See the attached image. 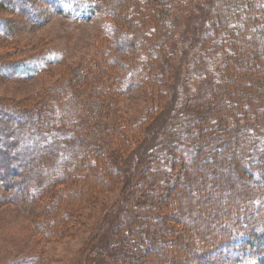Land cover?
<instances>
[{
	"label": "trees",
	"instance_id": "1",
	"mask_svg": "<svg viewBox=\"0 0 264 264\" xmlns=\"http://www.w3.org/2000/svg\"><path fill=\"white\" fill-rule=\"evenodd\" d=\"M60 2L55 4L59 5ZM114 2H117L119 10L110 7ZM141 2L146 5L143 4L140 10L143 13L138 15L141 19L135 21L134 26L131 19L134 17L132 12L137 8V0H97L90 8L93 13H111V17L115 15V23L109 24L107 28L113 39H116L122 25L132 26L128 32L122 30L127 39L118 40L124 52L132 56L127 63H122L130 66L128 76L137 77L142 71L149 74L152 68L158 67V71H152V79L158 80V87H162L158 93L161 91L165 99V92L169 94L170 86L175 91L180 81L175 79L168 84L162 76L169 66L168 59L178 52L173 44L174 34L183 24L185 27L192 21L195 29L184 45L185 52L195 47L201 52L198 60L201 71H206V61L212 55L218 56L219 61L214 72L216 75L207 76L210 81L201 84L198 97L188 95L178 108L176 92L171 95L169 101L173 107L184 111L194 120L193 127H186L181 133L186 144L179 142L177 145H182V148L176 151L171 145L172 136L166 138L168 143L158 141L165 122L156 121V137L146 139L138 149L140 165L136 176L141 179L147 177L146 161L149 157H152L151 171L154 176L153 182L151 179L146 184L144 192L133 195L128 216H132L133 221L137 216L138 222L134 224L133 221H127L126 224L115 217L108 229L106 246H101L98 252L108 250V244L114 242L121 227H124L127 233L122 239V246L116 250L111 248L108 252L119 255V250L124 251H121L125 253L123 257L126 259L123 261L127 264H184V260L181 261L182 252H188L194 264H264V0ZM161 12L168 14L167 20L160 15ZM148 21L152 25L147 29L145 22ZM206 25H211L210 33L209 29H205ZM137 27L146 29L139 31ZM125 40L131 41L126 44ZM208 40L210 44L206 43ZM138 49L145 54L137 56ZM152 50L153 55L150 54ZM157 55L163 59L160 64L154 60ZM36 58L30 53L21 61L32 63L38 60ZM142 59H146L145 67L140 65ZM65 85L69 89L63 86L67 90H61L59 84H53L49 92L36 101L31 111L19 106L14 112L7 108V103L0 102V181L4 188L14 186L18 191L15 194L20 199L27 192L33 198L44 191H51L55 195V202L60 199L54 212L57 209L61 211L66 202L63 197L68 196L63 187L56 189V186H69L78 174L86 172L84 168L88 175L97 180L104 179L109 172L124 174L123 165L120 169L116 161L120 154L117 152L122 150L125 143L126 133L144 123H147L144 132L150 129L151 124L153 127V122L167 102H163L162 108L156 109L154 118L148 112L138 120L128 116L111 117L102 104L86 99L85 89L73 90L70 81ZM135 86V82L131 84L130 81L122 84L125 88ZM94 88L97 89L94 92L100 95L102 91L104 95L110 91L102 84ZM58 94L69 96V100L74 99L77 108L73 118L67 116L55 119L48 115L50 111L46 108L56 100ZM114 140L116 145L112 144ZM158 144H161L160 152L153 150ZM165 152L169 156L166 159L169 161L166 173L157 159ZM244 158L251 163H246ZM208 159L215 163L214 169H208ZM98 160H104L99 169L96 164ZM17 163L23 170L16 174L10 168ZM250 164L256 166L257 171H253ZM232 176L240 181L239 187L234 185ZM212 178L214 180H209ZM133 187L134 181L129 186L125 183L120 203L132 194ZM69 188L71 194H77L80 190L71 186ZM54 189L57 191L54 192ZM205 190L207 194L201 197ZM208 190L219 191L226 199L240 197L237 205L233 206L232 220L218 224L214 231L201 224V219L214 217L210 211L219 205ZM15 194L8 198L15 199ZM196 198L202 202L200 209L194 208L193 200ZM141 207L145 208L140 210ZM173 211L179 215H168ZM231 211V207H228L223 211V216L227 219ZM195 212L198 216L194 220L190 214L193 216ZM64 215L68 221L72 218L70 211ZM170 220L178 222L180 227L175 229L168 225ZM175 230L177 235H174ZM132 235L140 236L142 241L144 237L155 242L152 245L154 260L150 261L146 257V251H137L139 254L136 253L138 248L132 251L134 245L125 242ZM156 249H162L161 253ZM163 249L174 253L171 259L168 258L170 254L164 253ZM214 250L218 251L217 255L209 259V254Z\"/></svg>",
	"mask_w": 264,
	"mask_h": 264
},
{
	"label": "rangeland",
	"instance_id": "2",
	"mask_svg": "<svg viewBox=\"0 0 264 264\" xmlns=\"http://www.w3.org/2000/svg\"><path fill=\"white\" fill-rule=\"evenodd\" d=\"M58 1L0 0V102L7 103V108L14 112L19 106H25L31 111L35 107L36 101L49 92L53 84H59L62 90L63 86H66L65 83L70 81L71 88L74 87L73 90L85 89L86 99L98 105L102 104L108 109V114L111 113V117L128 116L138 120L148 112L154 118L156 109L162 108L163 102L166 100L168 103L166 102L159 112L160 116L153 122V127L149 123L151 124L149 130L144 132L143 128L147 127V123H144L126 133L127 137L124 139L122 152L120 150L117 152L120 154L116 161L119 162L120 169L123 165L124 174L109 172L104 176V179L102 177L97 180L88 175L87 169L84 168L83 170L86 172L78 174L69 185L80 188L77 194L68 192L69 186H56V189L63 187L64 193L68 194L63 197L66 202L61 211L57 209L54 212L60 199L55 202V195L51 191H44L40 196L33 198L27 192V195L20 199L16 195L18 191L14 186L4 188L0 181V264H127L123 261L126 259L123 257L125 253L122 254L124 251L119 250V255L108 252L111 248L116 250L120 245L122 246L124 241L122 239L127 233L124 232V227H121L120 234H117L118 237L114 238V242L108 244V250L102 252H98V250L101 246L102 248L106 246L105 241L111 220L116 217V220H122L126 224L127 221H133L132 216H128L134 199L133 195L140 191L144 192L146 184H149L151 179L152 182L154 180L153 171H151L152 157L146 161L148 169L145 175L147 177L141 179L136 176L140 165L139 146L146 139L156 137V121L159 123L162 120L165 122V128L158 135V141H166L168 136H172L171 145L176 151L186 144L181 133L186 127H193L194 120L189 118L184 111L176 110L169 100L171 95L176 92L175 102L177 101L176 105L180 108L188 95H194V98L198 97L201 92V84L208 82L209 74H215L219 58L216 55H212L211 59L209 57L206 61V71H201L199 69L201 52L196 50V47L185 52L186 46H184L195 29L194 22L192 21L185 27L183 24L174 34L175 39L173 38L175 40L173 44L178 52L168 59L169 66H166L167 69L162 76L168 84H171L175 79L180 83L175 87V91H172L170 86L169 94L165 90L166 98L164 99V94L161 91L158 93L162 89V87H158L159 81L152 79V71H158V67L152 68L148 72L149 74L142 71L141 75L134 77L127 75L130 66L122 64L131 60L132 56L124 52L123 45H120L118 40L127 39L123 31L128 32L134 26L135 21L141 19L138 15L144 7L143 4L146 5L145 2L137 0V8L132 12L134 17H132V21L130 20L133 25L131 27L122 25L119 34H116V39H113L107 28L109 24L115 23V15L112 14L113 17H111V13L109 15L106 12L93 13L90 8L97 0H60L59 5H56ZM110 7L116 9L117 2L111 3ZM61 8L62 10H59ZM107 8L110 9L109 6ZM166 12L160 14L164 19L168 16ZM126 22H128L127 19ZM145 23L147 29L152 25L149 21ZM210 26L206 25L207 28L205 27L206 30L209 29V33ZM137 28L139 31L146 29ZM129 41L131 40H125L126 44ZM206 43L210 44L209 40ZM136 52L137 56L145 54L141 49ZM153 52L152 50L150 54L153 55ZM30 53L37 56L38 60L32 63L22 62V58ZM154 60L160 64L163 59L157 55ZM145 61L146 59L140 61V65L145 67ZM129 81L131 84L135 82L136 86L122 87L123 83L126 84ZM100 84L110 89L107 95H104L103 91H100L101 95L94 92L97 90L94 87H99ZM68 98L67 95L58 94L56 100L46 108L50 111L48 115L55 119L67 116L73 118L77 107H75L74 99L69 100ZM179 142H183L181 146L177 145ZM166 143L168 142L166 141ZM112 144L116 145V140ZM160 145L158 144L152 149L154 151L157 149L158 152ZM165 153L157 157L162 163L161 169L164 173L167 171L166 165L169 164V161L166 160L169 156L167 152ZM244 160L246 163H251L247 158ZM103 162L99 160L96 162L99 165L98 169L102 167ZM18 164H14L10 168L11 171L15 170L16 174L23 170ZM207 164L208 169L212 167L214 169L213 160L208 159ZM250 166L253 171H257L256 166L253 164ZM134 173L135 177L132 175ZM88 176L91 178L89 179ZM232 177L234 185L239 187L240 181L235 180V176ZM246 178L244 177L245 180H247ZM209 180L212 181L214 178ZM133 181L132 194L120 203L125 183L127 182V186H129ZM66 184L68 185L69 182ZM55 191L57 190L54 189ZM152 193H154L153 190ZM212 193L215 202H218L219 205L210 211L214 217H210L211 219L208 220L201 219V224L214 231L218 224L232 220L233 206L237 205L240 197L226 199L219 191ZM14 194L15 199L8 198L10 195L13 197ZM205 194H207L206 190L201 194V197ZM220 195H222L221 198ZM193 204L195 209H200L202 206L200 198L194 199ZM228 207H231L232 211L228 216L229 219H226L223 216V211L225 212ZM144 208L141 207L140 210ZM67 211L72 213V218L69 221L64 215ZM168 215L178 216L179 213L173 211ZM197 216L196 212L193 216L190 214V218L192 217L194 220ZM176 220L178 221V218ZM137 222L136 216L133 223ZM177 223L174 220L168 221V225L174 226L175 229L180 227ZM174 235H177L176 230ZM128 237L129 239H126L125 242L134 245L132 251H135L136 248H138L136 253H138L137 251H146L148 254L146 257H149L150 261L154 260L152 245L155 242L148 241L143 237L144 242L140 236L136 235ZM160 250L162 249L155 251L161 253ZM169 250L166 249L164 253L170 254ZM217 253V250L212 251L208 258L213 259ZM173 254L168 255V258L171 259ZM191 258L188 252L181 253V261L184 260V264H194Z\"/></svg>",
	"mask_w": 264,
	"mask_h": 264
}]
</instances>
